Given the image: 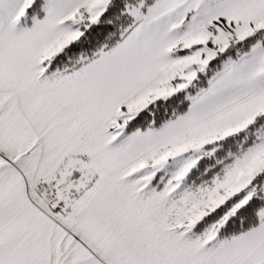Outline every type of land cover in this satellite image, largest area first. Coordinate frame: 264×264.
<instances>
[{"label": "snow or ice", "instance_id": "6c2138e0", "mask_svg": "<svg viewBox=\"0 0 264 264\" xmlns=\"http://www.w3.org/2000/svg\"><path fill=\"white\" fill-rule=\"evenodd\" d=\"M0 264H264V0H0Z\"/></svg>", "mask_w": 264, "mask_h": 264}]
</instances>
